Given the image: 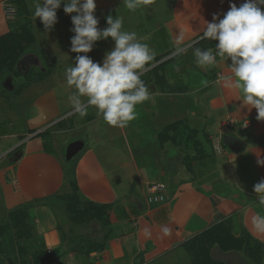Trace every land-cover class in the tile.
I'll list each match as a JSON object with an SVG mask.
<instances>
[{
    "label": "crops",
    "instance_id": "obj_1",
    "mask_svg": "<svg viewBox=\"0 0 264 264\" xmlns=\"http://www.w3.org/2000/svg\"><path fill=\"white\" fill-rule=\"evenodd\" d=\"M26 1L33 4L35 0ZM243 2L169 0L168 9L171 12L162 23L158 19L151 26L146 20L151 13L147 8L149 6L139 9L142 16L137 25L142 31L139 38L154 50L158 48L156 40L162 37L166 47L160 44L164 49L155 57L171 53L152 64L156 66L169 58L162 71L158 69L159 72H156V69L152 75L148 68L141 74V79L147 72L151 78L147 83L151 99L137 106L140 109L138 114L144 116H137L123 128L108 125L94 107H89L84 117L73 110L69 101L73 88L68 86L64 75L58 76L59 70L55 66L60 62L50 60L59 57L73 61L77 54L71 53L70 40H66L65 46L63 37L60 38V52L51 51V45L56 43L53 36L55 29L50 30L51 35L42 27L38 28L40 34L34 33L37 19L33 15L32 27L33 21L29 18L34 40L21 57H25V61L21 63L20 59L16 68L26 77L36 70L46 72L45 75L37 73H41L40 78L33 85L47 79L51 82L43 84L34 96L27 93L31 85L24 87L23 96L18 95L17 98L21 109L16 115L21 120L14 122L10 119L5 123L0 119V158L6 159L0 164V227L9 224L12 210L28 201L31 202L29 230L33 235L20 242L33 243L35 247L57 254L58 259L52 264H193L186 244L214 224L230 220V225L239 230V234L243 231L248 239L261 244L264 264V230L258 229L254 223V218L264 217V205L259 203V196L253 191L254 185L264 178V166L257 163L258 159H264V120L256 119L255 108L249 111L248 106L243 105L239 100V90L225 86L222 77L231 75L230 61L217 57L214 67L199 66L194 55L197 47L211 49L215 54V45L198 43L206 23L212 21L214 13L222 18L230 3L239 6ZM96 4L95 15L99 18L98 27L101 29L106 28V17L111 13L113 18L124 17L120 12L125 7L123 0H96ZM8 7H12L14 13L6 12ZM261 7L264 10V6ZM64 16L61 21L72 26L71 18H67L70 15ZM18 19L16 1L0 0V36L9 32L13 24L19 22ZM24 23L19 22V29L16 28L15 32L21 31ZM42 32L45 35L43 40L40 38ZM181 34L183 42L178 45ZM107 42L108 48L114 46L111 37L107 38ZM189 44L192 46L187 47ZM178 46L186 48L184 54H176ZM34 47L36 51H33ZM192 53L193 61L190 60ZM92 59L102 62L97 56ZM186 64L198 69L200 75L194 78L188 76ZM13 75L15 73H9L7 77ZM163 76L164 83L157 80ZM153 80H156L155 84ZM229 119L236 122L234 129L224 126ZM178 121L197 130L196 137L202 150L196 147L189 149L184 143H161L159 133ZM245 121L249 127L243 130L239 124ZM78 122L86 126L97 122L105 128V139L84 147L74 166L80 199L113 206L111 233L105 247L89 255L68 250L64 234L72 235V227L68 222L67 225L59 224L60 219L45 202L47 198L41 199L43 195L55 191L73 193L71 184H64L67 175L62 166L61 151L58 153L60 142L56 137L64 131L79 129L75 127ZM45 132L56 136L51 139L50 152L44 146ZM225 134L237 136L244 149L234 151L222 143L221 150H215L216 139ZM21 153L22 156L16 159ZM180 155L181 164L177 161ZM47 182L49 184L46 185ZM154 182L165 184V188L151 193L148 188ZM165 227L169 229L167 234L163 231ZM83 229L79 231L91 238L100 239L104 235L97 222ZM18 241L15 238V242ZM15 242L9 243V253L13 257L18 251ZM217 251L218 248L213 247L212 254L215 252L217 256ZM228 253L231 252L221 255L223 259L228 258L226 262L218 260L225 264H256L245 252L227 256Z\"/></svg>",
    "mask_w": 264,
    "mask_h": 264
},
{
    "label": "clouds",
    "instance_id": "obj_2",
    "mask_svg": "<svg viewBox=\"0 0 264 264\" xmlns=\"http://www.w3.org/2000/svg\"><path fill=\"white\" fill-rule=\"evenodd\" d=\"M152 3L153 0H123L131 12ZM62 4L66 14L75 13L71 15L70 31L74 35L70 37V51L77 55L64 73L68 86L74 89L69 96L73 110L84 117L89 107H94L108 125L126 127L136 118L137 106L151 99L149 86L141 74L156 53L136 32L124 29L122 16L108 15V26L99 28L96 0H35L33 15L40 19L45 30L53 29L58 22L57 10ZM261 6L264 0H244L239 6L230 3L222 18L214 13L198 39L215 41V54L211 49L194 50L199 66L214 67L217 57L230 61L231 75L222 77L225 86L239 90L243 105L249 111L257 110V120H264V10ZM109 37L114 46L105 53L102 62L87 55L97 41ZM182 42L183 34L177 43ZM175 51L182 55L186 48L178 46ZM257 163L264 166V159H258ZM253 191L264 205V178L254 185ZM254 223L264 230V217L254 218ZM163 231L167 234L169 229L165 227Z\"/></svg>",
    "mask_w": 264,
    "mask_h": 264
},
{
    "label": "trees",
    "instance_id": "obj_3",
    "mask_svg": "<svg viewBox=\"0 0 264 264\" xmlns=\"http://www.w3.org/2000/svg\"><path fill=\"white\" fill-rule=\"evenodd\" d=\"M14 1H16L17 4L19 18L21 16L23 21L25 18H27V20L24 25H21L22 30L20 33H6L0 36V48L2 47L0 51L5 50V56L0 52V66H2L0 67V74L5 72L6 68L7 73L11 74L12 67H16L18 61L28 48H30V45L34 40V35L30 30L31 25L28 22L30 16L26 12L29 8L27 1ZM198 43H211L215 45L216 42L211 40H200ZM173 51L174 50H172V52ZM170 53L171 51L167 54L155 57L150 64L158 62V60L163 59ZM168 60L169 58L154 66L155 70L149 71V74L155 72L156 69V72H159L158 69L162 71ZM149 79L151 78L147 76V79L143 78L142 80L147 84ZM157 80H160L162 83L165 82L164 76ZM153 82L155 84L156 80H153ZM197 133V130L190 129L183 122L178 121L164 128L159 133L158 137L161 143L167 141L177 145L184 143L189 149L196 147L197 149L202 150L203 147L201 146L200 140L196 137ZM43 136L45 137L44 146L46 150L50 152L52 146L51 135L49 132H45ZM200 150L198 152L203 153V151ZM70 183L73 193L70 195L68 202L65 203V209L68 215L67 222L68 225L72 227L73 232L79 233V237L70 238L68 241L71 244V246L69 244V249L78 250L86 255H89L94 251L103 250L111 233L112 224L110 216L113 206L83 202L78 194L77 181L72 179L70 180ZM29 208L30 205L28 207L26 206V208H22V210H12L9 214V224L5 227H0V264H6V259L10 256L13 261L16 260V264H52L58 259L57 254H53L52 251H45L44 248L39 246L35 247L33 243L23 244L20 242L24 239H30L33 235L29 230ZM92 222H97L101 227L104 234L102 238H91L87 234H82L81 231L73 228L74 225L84 227ZM12 230H14L15 233L13 232L12 234ZM15 238L19 240L18 243L15 242ZM67 240L68 239L64 240V244L68 243L66 242ZM13 241L17 244L18 250L17 256L13 254L14 257L9 253V243H12ZM77 242H79V245L75 246V243ZM186 246L193 257V264H225L212 257V249L215 246L220 247V249L225 252L232 250L244 251L255 261L256 264H262V256L260 253V248L262 247L261 244L248 239L243 231L239 234V232L230 225V220H222L214 224L208 230L196 235L186 244ZM14 249H16V247Z\"/></svg>",
    "mask_w": 264,
    "mask_h": 264
},
{
    "label": "rangeland",
    "instance_id": "obj_4",
    "mask_svg": "<svg viewBox=\"0 0 264 264\" xmlns=\"http://www.w3.org/2000/svg\"><path fill=\"white\" fill-rule=\"evenodd\" d=\"M154 1L155 0H153V3L152 4H149L148 5L149 7H147L149 9V11L151 12L149 14V16L146 18V20L148 22V26H151V25L156 24L155 21H157L158 19H159L160 23H162L163 20L166 18V16H168V14L171 12L168 9V6H169L168 5V1L169 0H156L155 2ZM28 6H30L29 7L30 9L28 8V10H26V12L30 16L29 17L30 18V21L31 22L33 21V23H32V27H33L34 26V20H35L34 17H33V11H34V7L33 6H35V1H34L33 4H31V2H30L28 4ZM120 12L123 13V15H124V17H123V22H124L123 23V27H124V29L127 30V31H134V32L137 33V36L140 37V35H142V31H141V29L139 27H137L139 21L142 18L141 14H140V10L137 9L135 12H132L131 14H129V10H127V8L124 7V8H122V11H120ZM64 14H66V13L63 11V8L62 7L57 10L58 22L54 26L55 34L53 32V36L56 38V43L54 42L55 45H51V47H50L51 49L49 48L54 53H59L60 52V44L62 43V42H60V38L61 37H63L64 44L66 46V44H67L66 43L67 42L66 40H70V37L72 35H74V33H72L70 31V28L72 26H70L69 24L61 21V19L65 17ZM112 14L113 13H111V16H112ZM128 14H129V16H128ZM69 15H70V17L68 16L67 18H71V14H69ZM32 17H33V19H32ZM36 19H37V22L35 20V23H36L37 26L36 27H33L34 29L33 28H31V29H33L34 33L36 32V33L40 34L38 32V28L39 27L44 28V27H43L40 19L39 18H36ZM25 20H27V18ZM18 21L21 22V23H24L23 18L21 16L18 19ZM19 22L14 23L13 24L14 26H12V28H10L9 32H7V33L8 34H13V32H15L17 30L16 28H18V23ZM48 31H49V33L51 35L50 30H48ZM18 32H21V31L19 30ZM158 35H156V36H158ZM44 36L45 35L42 32V35H40L41 40L44 39ZM58 36H59V38H57ZM153 36L155 37V35H153ZM149 38H152V37L149 36ZM156 39L157 38H155V40ZM106 43L108 44L107 39L106 40H103L102 39V40L97 41L95 43L94 47H93V50L91 52L87 53V55L88 56H91V55L94 56L92 58H95L97 56V58H101L103 60V57H104L105 53L107 51L111 50V47L108 48ZM38 44H39V42H38ZM147 44L149 45V43H147ZM156 44L158 45V48L154 49V51H155V53L161 54V52L163 51L162 49H164L163 47H166V44H165L164 39L162 37H161V40L160 39L159 40L157 39L156 40ZM160 44H162L163 47L160 46ZM203 49L204 48H202V50ZM33 51H36V48L35 47L33 48ZM0 52L2 53V55H4L5 50H1ZM45 52H46V48H45ZM191 52H192V50H191ZM71 53H74V52H71ZM69 55H70V53H69ZM80 55H84V53H80ZM4 56H3V58H4ZM190 56H192L190 60L193 61V59H194L193 53L190 54ZM57 58L58 59H55V60H52L51 59L50 61L60 62L59 65H56L55 66L59 70V71H57V72H59L58 73V76H60V75L61 76L62 75L65 76V74H64L65 73V69L67 67H69V66H72L73 63L75 62V60L73 59V61H67V59H66V61H65V60H61L59 57H57ZM43 63H45L44 59H43ZM46 64H48L47 61H46ZM48 65H47V67H48ZM184 66H187L186 67L187 68L186 71L188 72V76H190V77H193V78L194 77H198V75H200V73H201V72L198 71V69L192 68L191 65H189V64H186ZM0 67H2V66H0ZM148 68L151 69L150 71H153L155 69V67L152 66V64H149L146 69H148ZM6 69H5V72H3L2 74H0V108H3V110L0 111V119L3 122H5V123H7L8 121H10V119H13L14 122H16L18 120H21L19 118V115L18 114L16 115V113H19V111L21 109V106L19 105V103H18L19 101H18L17 98L19 97L18 95H20V97L23 96L22 93L25 90L24 87H27V86L29 87L31 85L30 86V89H29V91L27 93L28 94L29 93H33V96H34V94L35 93H38V91L40 90V88L43 87V84L46 85V84H50V82H51L50 79H47L44 82L35 83V85H33L34 81H38L39 80L40 74L42 73V75L43 74L45 75L46 72L44 73L42 71H39L41 73L40 74H37L39 72H37V70H36V71L32 72L31 75L29 74L28 77H26V75L23 74V73H21V72H19L16 67H14V68L12 67L11 73H13V74L15 73V75L10 76L11 78L13 77V82L12 83H14L13 84V88H12L13 90H12V89L9 88L10 86L7 85V81L9 79H11V78H8L7 77V74L8 73H7V70ZM147 74H148V72L147 73H144L142 75V77L145 78V79H147ZM201 77H203V75H201ZM15 84H17L16 87H15ZM72 90L74 91V89H72ZM82 99H84L86 101L87 98H82ZM139 110L140 109H138V107H137V116H139V117L144 116V115L138 114L140 112ZM152 116H153V114H152ZM79 123L80 122H78V124H76V126H75L76 128L79 127V129L71 130L69 132L64 131L63 133L58 134L57 137L55 136L56 139H58V142H60V147H59L58 153L61 151V156L60 155L59 156L62 159V161H61L62 162V166L64 167V172L67 175V180L64 181V184L67 183L68 186L71 184L70 183V180L75 179L76 181H78L77 176L74 173V166H75L78 158L81 156V154H83V151H84V150H81L73 159L67 160V158H66V152H67L68 145L71 142L75 141V140L84 139L85 142H86V146L85 147H89V146L94 145L96 143H99V141H102V140L105 139V135H104L105 128L102 127L100 124H97V122H96L97 125L94 123L91 126L90 125H87L86 126V125L79 124ZM94 125H96V126H94ZM46 129H44V130H46ZM39 132H41V130ZM94 133H95V135H94ZM55 137L53 135H51V139L52 138L55 139ZM181 159H182V157L180 155L179 159L177 160L178 163H180V164H181V162H180ZM5 160L6 159L0 158V164L3 161H5ZM154 183H160V182H154ZM47 184H49V183L47 182L46 185ZM71 194L72 193H67L65 191H60V192L55 191L52 194H47L45 196L43 195V197L41 198V199H44L45 197L47 198V200H45V202H48L49 203V207L51 208V210H53V212L57 216V218L60 219L58 221L59 224H62V223H66L67 222L68 215L66 213L65 203L68 202V199L70 198V195ZM35 200L37 201V199H35ZM32 204H34V202H32ZM29 205H31V202L26 201V202H24V205L23 206H21V207L19 206V207H17V209H21L22 210V208H24V207L26 208V206L28 207ZM66 225H67V223H66ZM63 227H64V229L65 228L67 229V226H64L63 225ZM73 228L75 230L77 229V230H81L82 231V229L84 227L74 225ZM83 231H85V230L83 229ZM72 234L73 235H68L67 233L64 234L65 239H68L66 242H68L70 240V238H74V237L77 238V237H79V233L73 232ZM69 244H70V242L66 243L65 245H69ZM77 245H79V242L75 243V246H77ZM70 246H71V244H70ZM215 248H218V251H217L218 252V255L216 256L215 255V252H214V255L212 254V257L215 260H218V258L220 260H222L223 258H221V255L222 254L224 255L225 254V251L221 250L220 247H218V246H215ZM68 250H70V249H68ZM230 252L231 253H228L227 256H230V254H232V253H234V254L239 253L241 255L244 254V251H239V252H237V251H230ZM226 259L228 260V258H224L223 260H225V262H226L227 261ZM11 260H12L11 259V256L10 257H7V259H6V262L7 263L6 264H14L16 262V260H14V261L13 260L11 261Z\"/></svg>",
    "mask_w": 264,
    "mask_h": 264
},
{
    "label": "water",
    "instance_id": "obj_5",
    "mask_svg": "<svg viewBox=\"0 0 264 264\" xmlns=\"http://www.w3.org/2000/svg\"><path fill=\"white\" fill-rule=\"evenodd\" d=\"M24 61H25V57H23L20 60L21 63H23ZM8 78H11V77H8ZM12 78L7 81V85L11 86L13 84ZM12 88L13 86L10 89ZM223 143L234 151H241L244 149L242 141L237 136H234L232 134H225L223 136ZM84 147H85L84 139H79V140H75L71 142L67 147V152H66L67 160L73 159L81 150H83ZM21 156H22V153L19 154L18 158L16 159H19Z\"/></svg>",
    "mask_w": 264,
    "mask_h": 264
},
{
    "label": "built area",
    "instance_id": "obj_6",
    "mask_svg": "<svg viewBox=\"0 0 264 264\" xmlns=\"http://www.w3.org/2000/svg\"><path fill=\"white\" fill-rule=\"evenodd\" d=\"M14 9L12 7H8L6 12L8 13H14ZM235 125H236V122H234L232 119H229L227 120L225 123H224V126L230 128V129H234L235 128ZM241 129L243 130H246L248 127H249V123L247 121L245 122H242L241 124H239ZM223 136L224 135H220L219 138L216 139L215 141V145H214V148L215 150L217 151H220L221 148H222V143H223ZM165 188V184H162V183H152L150 186H149V191L151 193H156V192H159V191H162L163 189Z\"/></svg>",
    "mask_w": 264,
    "mask_h": 264
}]
</instances>
